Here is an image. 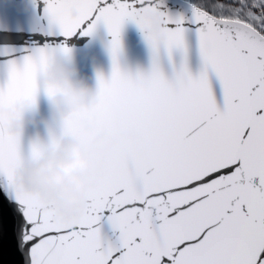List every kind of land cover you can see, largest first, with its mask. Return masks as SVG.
<instances>
[{"label": "snow or ice", "instance_id": "obj_1", "mask_svg": "<svg viewBox=\"0 0 264 264\" xmlns=\"http://www.w3.org/2000/svg\"><path fill=\"white\" fill-rule=\"evenodd\" d=\"M42 35L23 49L0 46V264H264V0H201L190 17L163 0H36ZM163 18L147 40V72L119 64L126 22ZM104 27L111 76L98 75L94 100L59 113L47 139L25 140L6 125L19 105L36 106L56 88L44 77L69 42ZM203 67L188 65L186 32ZM182 59L169 77L160 54ZM210 71L218 78L214 90ZM119 136L104 168L90 176L86 205L69 217L18 182L23 160L79 136L96 155L95 135ZM138 128L137 142L127 132ZM145 147L149 162L125 154Z\"/></svg>", "mask_w": 264, "mask_h": 264}, {"label": "clouds", "instance_id": "obj_2", "mask_svg": "<svg viewBox=\"0 0 264 264\" xmlns=\"http://www.w3.org/2000/svg\"><path fill=\"white\" fill-rule=\"evenodd\" d=\"M163 18L155 13L146 14L141 31L146 40L163 37ZM72 53L58 54L51 59L44 79L55 86L51 102L56 110L68 113L80 110L94 100L97 86L79 75L71 62ZM19 115L7 122L10 132H22L29 124H37L36 108L19 105ZM137 142L142 137L140 129L133 130ZM41 139V138H40ZM43 141V139H41ZM96 155L85 146L79 136L62 135L53 147L44 148L34 157L23 160L17 170V180L24 186L40 193L42 198L69 217L77 216L86 205L90 176L102 172L109 151L118 142V137L102 132L95 138ZM127 161L141 164L149 162L145 147H137L125 154Z\"/></svg>", "mask_w": 264, "mask_h": 264}, {"label": "water", "instance_id": "obj_3", "mask_svg": "<svg viewBox=\"0 0 264 264\" xmlns=\"http://www.w3.org/2000/svg\"><path fill=\"white\" fill-rule=\"evenodd\" d=\"M193 3L187 0H163V8L174 16L183 15L190 17ZM42 35L41 16L39 14L36 0H0V46H10L23 49L35 43L36 38ZM122 48L119 54V64L123 71L132 75L138 72L150 70L153 59V51L148 41L144 38L139 26L128 21L121 32ZM188 44V65L193 74H198L203 67L199 54L196 34L189 28L186 32ZM110 36L104 27L97 29L92 36H81L69 42L72 49V60L78 68L79 75L87 78L89 83L97 86L98 75L103 74L105 78L111 76L112 57L109 50ZM182 53L176 51L169 59L166 50L160 54L161 68L164 73L171 77L175 68L179 67ZM4 76V70L0 67V79ZM210 81L214 90H218L219 82L215 74L210 71ZM36 115L40 121L37 124H29L23 130V138L31 140L34 138L47 139L48 129L51 125L56 128L59 124V113L53 106L48 96L41 92L37 97ZM127 135L136 140L133 130ZM119 136L107 128L97 130L98 134Z\"/></svg>", "mask_w": 264, "mask_h": 264}, {"label": "rangeland", "instance_id": "obj_4", "mask_svg": "<svg viewBox=\"0 0 264 264\" xmlns=\"http://www.w3.org/2000/svg\"><path fill=\"white\" fill-rule=\"evenodd\" d=\"M193 4H199L201 2V0H187Z\"/></svg>", "mask_w": 264, "mask_h": 264}]
</instances>
